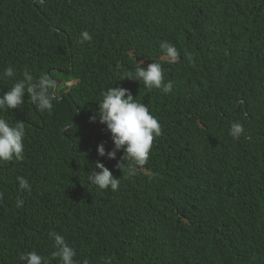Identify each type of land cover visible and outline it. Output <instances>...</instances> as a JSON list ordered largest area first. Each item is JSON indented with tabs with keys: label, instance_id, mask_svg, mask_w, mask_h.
<instances>
[{
	"label": "trees",
	"instance_id": "obj_1",
	"mask_svg": "<svg viewBox=\"0 0 264 264\" xmlns=\"http://www.w3.org/2000/svg\"><path fill=\"white\" fill-rule=\"evenodd\" d=\"M40 1L0 0V95L25 72L56 82L50 112L27 94L0 112L26 132L25 159L0 162V264L31 251L61 264L50 232L77 264H264V0ZM161 41L179 51L175 63ZM152 62L173 84L167 95L129 79ZM108 88L128 90L161 125L132 176L96 152L113 147L89 121ZM97 161L120 179L116 191L88 183Z\"/></svg>",
	"mask_w": 264,
	"mask_h": 264
},
{
	"label": "clouds",
	"instance_id": "obj_2",
	"mask_svg": "<svg viewBox=\"0 0 264 264\" xmlns=\"http://www.w3.org/2000/svg\"><path fill=\"white\" fill-rule=\"evenodd\" d=\"M32 1L35 2V0ZM81 37L82 41L92 39L86 31L81 33ZM159 49L162 60L171 64L179 59V51L169 42L161 41ZM188 58L191 59V56ZM3 75L12 78L15 75L14 68L7 67ZM129 79L143 84L149 90L160 89L165 95L173 89L171 81L164 82V70L161 62H152L146 68L137 63V67ZM55 85V80L47 74H42L34 80L31 74L25 72L22 79L17 80L8 91L0 95V112L19 108L24 103L25 94L28 95L38 111L50 112L55 99ZM97 104L98 109L89 117V121L103 125L104 130L110 134L113 145L112 149L106 152L103 143L97 144L95 148L98 157L118 160L115 166L117 169L121 171L123 168L126 176L135 175L136 168L146 164L154 138L161 134L159 121L150 113L147 105L138 102L128 90L123 88H108L103 91ZM243 130V126L239 122H234L230 126L229 134L239 137ZM25 135L24 123L12 124L0 116V162L23 161L25 159ZM118 152H122L120 159H116ZM213 172L218 176L225 174L224 169L220 166L213 169ZM245 172L243 171L238 176L245 177ZM225 178L226 174L223 176V183L227 188ZM87 180L90 185L99 190L110 188L116 191L120 183V179L115 178L112 172L99 161L95 162L94 170ZM17 181L19 189L31 190V185L26 178L17 177ZM114 203L115 205L123 204L120 201ZM49 237L54 241L55 251L52 253V259L58 258L61 264H77L74 260L75 250L65 242L61 235L50 232ZM19 260L22 264H50L49 258L41 256L35 251L21 254Z\"/></svg>",
	"mask_w": 264,
	"mask_h": 264
},
{
	"label": "rangeland",
	"instance_id": "obj_3",
	"mask_svg": "<svg viewBox=\"0 0 264 264\" xmlns=\"http://www.w3.org/2000/svg\"><path fill=\"white\" fill-rule=\"evenodd\" d=\"M72 82L68 83L69 85L71 84Z\"/></svg>",
	"mask_w": 264,
	"mask_h": 264
}]
</instances>
